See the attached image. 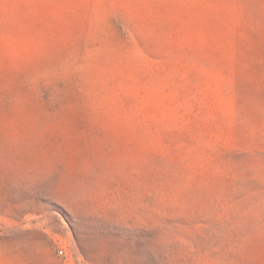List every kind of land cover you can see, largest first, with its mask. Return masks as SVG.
Instances as JSON below:
<instances>
[{
	"label": "rangeland",
	"instance_id": "1",
	"mask_svg": "<svg viewBox=\"0 0 264 264\" xmlns=\"http://www.w3.org/2000/svg\"><path fill=\"white\" fill-rule=\"evenodd\" d=\"M0 264H264V0H0Z\"/></svg>",
	"mask_w": 264,
	"mask_h": 264
},
{
	"label": "built area",
	"instance_id": "2",
	"mask_svg": "<svg viewBox=\"0 0 264 264\" xmlns=\"http://www.w3.org/2000/svg\"><path fill=\"white\" fill-rule=\"evenodd\" d=\"M61 253H62V251H61Z\"/></svg>",
	"mask_w": 264,
	"mask_h": 264
}]
</instances>
